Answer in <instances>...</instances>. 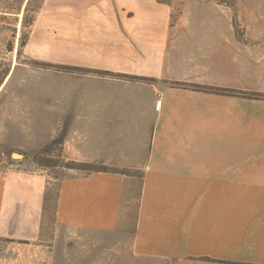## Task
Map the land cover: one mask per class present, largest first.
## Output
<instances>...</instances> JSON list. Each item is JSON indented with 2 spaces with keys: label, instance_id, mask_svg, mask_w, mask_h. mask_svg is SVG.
Listing matches in <instances>:
<instances>
[{
  "label": "crops",
  "instance_id": "obj_1",
  "mask_svg": "<svg viewBox=\"0 0 264 264\" xmlns=\"http://www.w3.org/2000/svg\"><path fill=\"white\" fill-rule=\"evenodd\" d=\"M123 3L41 2L26 50L72 71L57 72L47 113L75 133L69 157L112 168L66 175L54 191L42 173L0 175V239L43 245L51 219L126 235L129 252L100 254L108 264H264L257 30L242 42L223 22L177 23L192 18Z\"/></svg>",
  "mask_w": 264,
  "mask_h": 264
},
{
  "label": "rangeland",
  "instance_id": "obj_2",
  "mask_svg": "<svg viewBox=\"0 0 264 264\" xmlns=\"http://www.w3.org/2000/svg\"><path fill=\"white\" fill-rule=\"evenodd\" d=\"M42 1L0 0V175L15 170L42 173L47 176L48 188L54 191L58 181L66 175H84L112 167L69 157L64 144L70 143L75 133L68 132L64 116L57 120L58 117L47 113L49 105L53 111L56 109L55 99L51 101L48 97L56 88L57 72L72 71L49 68L35 57V53L26 50L33 21L37 19L39 22L41 18L37 13ZM122 2L125 3L124 10L129 12L166 11L192 18L176 20L177 23H195L204 27V22H223L215 26L234 28L237 38L247 43L250 38L248 29L253 28L257 30L258 44H264V0ZM201 17L214 19L201 20ZM50 77L54 78L53 83L48 81ZM15 153L20 156L15 157ZM47 228L51 240L43 245L0 239V264H108L113 260L103 256L99 259L100 254L129 252L126 235L63 230L55 227L51 219H48ZM64 252L70 256L81 253L84 258L79 261L68 256L62 258Z\"/></svg>",
  "mask_w": 264,
  "mask_h": 264
},
{
  "label": "water",
  "instance_id": "obj_3",
  "mask_svg": "<svg viewBox=\"0 0 264 264\" xmlns=\"http://www.w3.org/2000/svg\"><path fill=\"white\" fill-rule=\"evenodd\" d=\"M14 155H16L15 157H17V156L19 157L20 156L19 154H16V153Z\"/></svg>",
  "mask_w": 264,
  "mask_h": 264
}]
</instances>
